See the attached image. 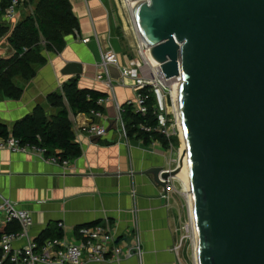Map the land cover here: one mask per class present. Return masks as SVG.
Returning <instances> with one entry per match:
<instances>
[{
	"label": "water",
	"instance_id": "obj_1",
	"mask_svg": "<svg viewBox=\"0 0 264 264\" xmlns=\"http://www.w3.org/2000/svg\"><path fill=\"white\" fill-rule=\"evenodd\" d=\"M175 108L197 264H264V0H130ZM82 64L67 62L65 75ZM178 167L145 173L165 185Z\"/></svg>",
	"mask_w": 264,
	"mask_h": 264
},
{
	"label": "crops",
	"instance_id": "obj_2",
	"mask_svg": "<svg viewBox=\"0 0 264 264\" xmlns=\"http://www.w3.org/2000/svg\"><path fill=\"white\" fill-rule=\"evenodd\" d=\"M69 1L79 21V32L65 37L61 52H45L47 62L37 67L34 77L23 80L19 104L0 106V122L11 128L37 105L48 117L54 116L59 107L51 106L47 95L62 94L63 84L76 78L79 88L106 94L100 103L102 117L97 121L106 125L107 132L101 137L90 136L89 115L69 112L81 155L66 167L44 162L31 153L0 150V199L8 198L31 214V239L56 225L62 238L75 242L80 226L107 218L118 237L130 240L136 233L141 243L140 256L123 258L119 264H189L184 249L178 255L173 250L176 228L183 215L178 182H173L175 190L163 198L164 185L145 173L155 167L172 168L171 152L158 142L144 145L140 138L124 136L120 128L118 107L123 111L121 105L135 98L132 82L121 78L120 67L135 55L136 46L122 22L118 0ZM83 38L87 41L83 42ZM108 50L117 54V65L107 68L112 87L96 77L102 72L101 54ZM67 62L81 63V74H62ZM11 225L18 227L13 222L3 228ZM24 243L25 239L19 238L12 245Z\"/></svg>",
	"mask_w": 264,
	"mask_h": 264
},
{
	"label": "built area",
	"instance_id": "obj_3",
	"mask_svg": "<svg viewBox=\"0 0 264 264\" xmlns=\"http://www.w3.org/2000/svg\"><path fill=\"white\" fill-rule=\"evenodd\" d=\"M29 0H0V23L7 26V30L0 35V41L5 40L16 23L21 19L23 11L29 5ZM83 42L87 38L82 39ZM149 48H145L140 40L136 46V54L127 60L126 64L120 67V76L122 79H128L132 82L135 90V98L132 101L136 111L144 114L147 106L144 104V96L140 92L145 86H150L155 97L156 106V125L154 127L140 125L139 128L144 131L154 129L169 138L176 135L181 139V130L177 120L176 109L173 100V85L180 81V75L171 78L165 77L160 70L159 64H154L149 58ZM108 65H117V54L113 50L105 51L101 54L102 72L97 74L98 79H104L106 85L112 87L107 68ZM100 98L98 103L104 101ZM171 104L172 114L167 111V103ZM119 110L120 128L126 136L125 127L121 119ZM91 122L87 126V133L90 136L101 137L107 132V127L97 120L102 117V112L91 110L89 112ZM38 141L40 137L37 136ZM174 146L169 145V150ZM0 150L9 152L31 153L38 156L42 161L57 164L62 167L68 166L69 159L61 158L58 154H48L45 147L35 142H21L19 138L9 134L7 137H0ZM180 150V149H179ZM58 152V150H56ZM179 156L175 166L167 169L172 170L179 167ZM165 182L161 196L164 198L169 192L175 190L173 182H179L181 190L178 191L185 196L189 222H183L182 219L176 228L177 240L173 250L178 252L183 249L187 237L182 233V229L188 231L194 236L193 217L189 211L188 193L175 176ZM16 223L18 230L3 231L0 235V264H84L88 262L102 263L111 261L119 264L123 258L141 255V243L138 235L135 233L132 239L125 240L118 237L113 230L109 219L105 218L102 222L86 224L77 229L78 239L75 242L66 241L64 238H47L39 242L29 237V228L32 224L31 214L16 205L12 200L1 197L0 199V227L10 223ZM58 226H62L58 223ZM189 232V231H188ZM19 238H24L25 243L19 247H13L12 243ZM195 251V250H194Z\"/></svg>",
	"mask_w": 264,
	"mask_h": 264
},
{
	"label": "trees",
	"instance_id": "obj_4",
	"mask_svg": "<svg viewBox=\"0 0 264 264\" xmlns=\"http://www.w3.org/2000/svg\"><path fill=\"white\" fill-rule=\"evenodd\" d=\"M6 30L7 26L0 23V35ZM79 30V21L69 0H37L33 12L21 17L9 35L8 41L13 52L8 57L0 58V93L12 100L20 99L23 89L14 83V78L20 76L23 80H29L34 77L37 67L47 62L45 52H61L65 37L76 35ZM140 92L147 106L144 114L136 111L132 102L121 105L126 136L140 138L144 145L158 142L165 150L170 144L177 147L179 139L176 135L167 138L154 129L144 131L139 128L141 124L156 125V101L152 90L150 86H145ZM105 97V93L97 90L79 88L77 79L71 78L63 84L62 94L51 92L47 95L49 104L59 107L54 116L48 117L42 107L37 105L31 113L17 119L11 128L0 122V137L12 134L23 143L35 142L45 147L48 154H58L61 158L72 160L81 155V148L75 140L69 112L87 115L91 110L103 112L98 100ZM37 136L40 137L39 141ZM16 228V225L0 227V235L3 231H15ZM47 238H62L60 228L49 226L35 240L41 242Z\"/></svg>",
	"mask_w": 264,
	"mask_h": 264
},
{
	"label": "rangeland",
	"instance_id": "obj_5",
	"mask_svg": "<svg viewBox=\"0 0 264 264\" xmlns=\"http://www.w3.org/2000/svg\"><path fill=\"white\" fill-rule=\"evenodd\" d=\"M36 1L37 0H29L30 4L26 7L25 11H23L22 17L25 15L31 14L33 12ZM126 2H125V0H118L120 15H121V19H122L123 24L126 26V29L129 32L130 39L135 43V46H137L139 39H138L136 30H135V26H134V23H133V20L131 17L130 10H129L128 6L126 5ZM8 38H9V36L5 40L0 41V58L8 57L13 52V49H12V47L8 41ZM135 54H136V52H135ZM23 82H24L23 78H21L20 76H17L14 78V83L16 85L20 86L22 89H23ZM20 100H21V98L18 100H12V99L6 98L0 93V106H16L17 104H19ZM22 100H23V97H22ZM167 111L169 114L170 113L172 114V107H171V104L169 102L167 103ZM178 139H179V145L177 147H174L173 149H171L173 167L175 166V163L178 160L179 149L181 147H183V144L181 142L180 137ZM177 186H178V191H180L181 186H180L179 182L177 183ZM181 197H182V206H183L182 221L184 223L187 222V224H188L189 218H188V213H187L185 196H183L182 193H181ZM188 226H190V225L188 224ZM188 231L182 229V233L187 237V241L185 242L183 249H184V252L186 253V258H187L189 264H195L196 259H195V251H194L195 250L194 236L191 233L190 228L188 229Z\"/></svg>",
	"mask_w": 264,
	"mask_h": 264
},
{
	"label": "bare ground",
	"instance_id": "obj_6",
	"mask_svg": "<svg viewBox=\"0 0 264 264\" xmlns=\"http://www.w3.org/2000/svg\"><path fill=\"white\" fill-rule=\"evenodd\" d=\"M125 2H126V5L128 6V8L130 10L131 7H132L131 1L130 0H125ZM149 58H150V60H151L152 63L157 64V62L150 55H149ZM175 86H176V83H175ZM175 86L173 85V90H172V92H173V100H175ZM174 106H175V102H174ZM183 149H184V144H183V147H181L180 150H179V152H180V156H179V167H178V172L174 176L180 180V182H181V184L183 186V189L185 191H187V193H188V188L186 187L185 182H184V178H183V160H182L183 159ZM188 201H189V193H188ZM189 211H190V215H191V218H192V212H191V209H190V202H189ZM194 243H195V259H196V254H197L196 253V247H197L196 237L194 239ZM195 264H197V261H196Z\"/></svg>",
	"mask_w": 264,
	"mask_h": 264
}]
</instances>
